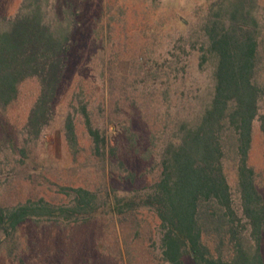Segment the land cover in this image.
Segmentation results:
<instances>
[{
  "label": "rangeland",
  "instance_id": "rangeland-1",
  "mask_svg": "<svg viewBox=\"0 0 264 264\" xmlns=\"http://www.w3.org/2000/svg\"><path fill=\"white\" fill-rule=\"evenodd\" d=\"M219 1L39 0L45 22L60 37L69 35L67 68L52 119L39 134L28 135L26 129L40 94L37 78L21 82L17 99L0 106V205H35L45 198L70 206L76 203L73 194L58 190L84 187L95 193L94 215L84 223L72 221L79 215L51 225L27 221L20 226L16 251L10 257L5 245L0 264H19L16 253L23 247L41 264H168L160 258L161 227L155 212L141 207L119 213L116 200L149 190L160 175L165 143L182 125L196 126L211 104L216 58L208 53L202 63V55L208 47L205 27ZM33 2L0 0V12L14 17ZM244 4L259 22L256 76L264 85V0H223L219 20L227 21L232 6ZM259 106L262 115L264 96ZM88 117L106 138L98 150ZM68 119L74 123L70 137ZM248 161L264 202L259 118L253 123ZM225 170L241 214L235 163L226 161ZM0 236L5 237L1 224ZM185 260L195 264L191 255Z\"/></svg>",
  "mask_w": 264,
  "mask_h": 264
},
{
  "label": "trees",
  "instance_id": "trees-1",
  "mask_svg": "<svg viewBox=\"0 0 264 264\" xmlns=\"http://www.w3.org/2000/svg\"><path fill=\"white\" fill-rule=\"evenodd\" d=\"M222 4L223 0L213 4L214 18L205 27L208 47L202 63L208 53L216 58L211 104L196 126L182 125L179 134L162 147L160 175L149 190L116 200L119 213L127 215L141 207L155 212L161 227L160 258L168 264H186V255H191L195 264H264V202L248 161L257 118L264 131V114H260L259 106L264 85L256 76L259 22L246 9L247 3L233 5L231 17L219 20ZM25 8L14 17L0 12V106L17 99L21 82L37 78L40 94L26 123L27 134L37 135L52 119V104L67 68L69 35L60 37L45 22L39 0ZM87 124L98 150L106 138L92 127L89 117ZM66 126L70 137L72 119ZM226 161L236 165L241 214L234 205ZM58 191L73 194L76 203L60 206L42 198L35 205H0V224L5 233L4 238L0 236V253L6 245L12 257L20 226L29 220L39 226L78 215L72 221L84 223L93 217V191L66 186ZM23 248L16 253L19 264H41Z\"/></svg>",
  "mask_w": 264,
  "mask_h": 264
}]
</instances>
